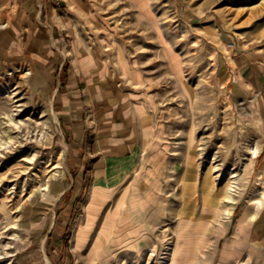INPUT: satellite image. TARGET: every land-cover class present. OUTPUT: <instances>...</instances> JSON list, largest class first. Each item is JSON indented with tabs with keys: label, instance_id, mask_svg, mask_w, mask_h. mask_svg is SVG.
<instances>
[{
	"label": "rangeland",
	"instance_id": "obj_1",
	"mask_svg": "<svg viewBox=\"0 0 264 264\" xmlns=\"http://www.w3.org/2000/svg\"><path fill=\"white\" fill-rule=\"evenodd\" d=\"M51 1L55 17L45 0H0V264H47L46 256L51 264L259 263L264 0ZM78 58H92L101 81L91 86ZM113 86L122 96L119 126L127 108L145 107L157 144L128 179L99 183L111 188L103 202L92 164L74 163L64 125L70 114L73 127L95 125L112 99L93 89ZM81 140V157H90L92 138ZM140 175L152 208L128 220L145 204L137 189L128 210L119 201ZM54 178L62 187L52 189ZM232 186L235 205L224 202ZM142 235L151 246L133 248ZM232 238L234 263L224 252Z\"/></svg>",
	"mask_w": 264,
	"mask_h": 264
},
{
	"label": "crops",
	"instance_id": "obj_2",
	"mask_svg": "<svg viewBox=\"0 0 264 264\" xmlns=\"http://www.w3.org/2000/svg\"><path fill=\"white\" fill-rule=\"evenodd\" d=\"M57 2L51 1V0H45V8L47 9L48 14L50 16L55 17L57 15V9H56ZM28 12L24 11L22 18L27 17ZM25 46V45H24ZM31 46V45H30ZM30 49V47H29ZM77 48L74 45V50ZM35 51V50H34ZM33 50L30 52L32 57H38V52H34ZM76 63L80 64L81 71L87 76L88 82L91 83V86H94L92 83L96 81H101L102 79V72L100 68H97V65L93 63L92 58L89 59H81L78 58V61ZM40 64H43L42 61H40ZM127 73L132 75L130 72V67L127 65ZM121 67V66H120ZM122 69V68H121ZM123 71V70H122ZM126 74V73H125ZM32 82L36 83L37 85H40L38 78H37V72L35 69H32ZM135 79H130L131 81H134L135 83H138V78L135 76ZM44 84V83H43ZM110 86V84H109ZM96 97H109L111 98V106L108 108V110L103 111L100 113L96 118L97 120L95 125H86V127L82 128H76L73 127L72 124V114H70L67 121L65 122V129L69 133L70 141H71V156L74 158L75 164H85L88 163L92 164V169L94 170V175L96 179V183H100L105 181L108 185H115L114 183H117L116 181H121L123 178H129L131 174H133L134 171H136V162H139L140 158L143 156V153L147 151L148 148H152L155 144H157V131L154 128V124L149 121L150 116L149 112L145 107H137L136 112L135 111H129L128 108L125 111L124 117L126 121L124 122L123 127L119 126L118 116L119 113L116 110L119 106V103L122 101L121 95L118 94V91L113 86L109 89V92L106 90L102 93L98 89H93ZM98 92V93H97ZM101 92V93H100ZM106 92V93H105ZM116 104V105H115ZM128 107V106H127ZM132 115V116H131ZM133 115L136 117L135 120L133 118ZM74 120L76 121V124H79L82 122V118L80 116H75ZM80 120V121H79ZM156 131V132H155ZM155 134V135H154ZM155 137V138H154ZM81 138L85 140V138H92L91 144L88 146V153L90 157H81V151L83 148V143ZM88 156V155H87ZM257 158V157H256ZM255 159V158H254ZM253 162V160H252ZM253 167V164H252ZM254 168L250 169V172ZM212 172H215L212 169ZM250 173V174H251ZM260 177L264 178V167L262 168L260 172ZM147 175H140L138 177L139 184L136 182L135 185H133L132 188H130V196L128 198L123 197L122 200H120V208H126L127 204L130 201V197L134 195L135 189H137V193L141 196L139 197V201L143 202V207H141L143 210L137 213L134 216H126L128 220L134 219L135 216L142 217V215L147 211V209L152 208L151 202L153 200V196L150 194H144L142 192H139V188L142 184L145 183L144 180L141 179L146 178ZM207 177L204 178L203 184L206 185ZM95 186L93 188V193H100L105 192L106 198L103 202L107 201L110 196H108V193L110 194V186L103 187L101 185ZM146 184V183H145ZM132 190V191H131ZM108 192V193H107ZM230 192V189L228 190ZM227 194H230L231 196H225L224 202L227 204H236V202L232 201L234 196L230 192ZM152 193V192H151ZM111 195V194H110ZM125 198V199H124ZM146 198V199H145ZM101 202V203H103ZM124 206V207H123ZM235 207H231V211L229 212L230 215L232 214V211ZM127 214V213H126ZM128 215V214H127ZM248 221V214L245 213L242 215V218L239 220V226H243V224ZM147 235V234H146ZM142 235V237H135L134 239V247L135 249L140 250L142 247H150L152 244L151 237H148ZM116 239L112 238V246L111 248H115V242ZM119 241V240H118ZM238 239L232 238L230 242L225 246L224 249L225 256H230L231 263H234L238 261ZM121 242V241H120ZM112 253V251H111ZM259 263L257 264H264V257L262 259H259Z\"/></svg>",
	"mask_w": 264,
	"mask_h": 264
},
{
	"label": "bare ground",
	"instance_id": "obj_3",
	"mask_svg": "<svg viewBox=\"0 0 264 264\" xmlns=\"http://www.w3.org/2000/svg\"><path fill=\"white\" fill-rule=\"evenodd\" d=\"M58 116L55 114V113H53L52 112V114H51V122L53 123V124H57V122H58V118H57ZM37 123V122H36ZM34 124V123H33ZM42 124V123H41ZM33 127V126H32ZM34 128V127H33ZM40 128V127H39ZM41 129V128H40ZM40 129H38V130H40ZM44 129V128H43ZM45 129H47V128H45ZM49 129V128H48ZM35 130V129H34ZM36 131V130H35ZM41 132V131H40ZM42 134V133H41ZM44 134H46V132L44 133ZM48 134V133H47ZM254 150L252 151V158H254V157H256L257 155H258V152H259V149L258 148H256L255 146H254ZM202 150H203V148H202ZM204 151V150H203ZM251 161H252V159H251ZM237 166V165H236ZM234 168V167H233ZM213 170L215 171V172H219L220 171V168L216 165V166H214L213 167ZM237 171L238 170V167H235L234 169H233V171ZM237 175L235 174V175H233L232 177H236ZM235 184V183H234ZM51 187H52V189H58V188H60V187H62V179H57V178H54L53 180H52V184H51ZM233 188H235V186L233 187L232 186V188L230 189V192H235V190L233 189ZM50 191V190H49ZM91 208V210H92V207H90ZM106 233V232H105ZM46 258H47V264H51V262H50V260H49V258L46 256ZM46 260V259H45Z\"/></svg>",
	"mask_w": 264,
	"mask_h": 264
}]
</instances>
